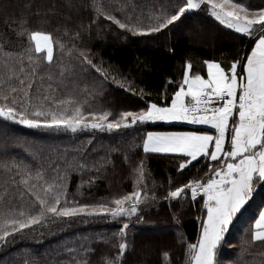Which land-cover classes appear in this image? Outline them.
<instances>
[{
  "label": "trees",
  "instance_id": "obj_1",
  "mask_svg": "<svg viewBox=\"0 0 264 264\" xmlns=\"http://www.w3.org/2000/svg\"><path fill=\"white\" fill-rule=\"evenodd\" d=\"M71 2L73 6L69 8L68 0H0V46L11 53L8 58L10 65L15 62L18 53L29 46L34 47L26 35L23 38L17 36L18 22L21 18H28L30 30L53 32L56 39L66 42L69 47L75 43L77 48L90 51L94 63L108 70V79L104 81L94 70L82 74L77 67L76 73H69L61 82L58 79L59 66L77 64V61L67 54L62 57L57 49L51 64L41 60L37 70L39 76L32 89L34 97L49 94L63 99L71 96L78 102L87 100L93 108L101 107L117 115L120 111H139L146 107L147 102L164 105L170 103L171 96L178 90L186 63L192 65L191 75L199 73L205 76V60L220 62L222 67L228 68L237 58H246L254 44V40L249 41L220 25L206 11L187 14L174 26L159 33L134 35L103 16L97 18L91 7L92 0ZM164 2L97 0L106 12L122 22L144 26L154 23L150 18L159 14L160 5ZM182 2L172 0L173 5ZM254 2L260 4L262 0ZM38 9L41 13L47 12L51 21L43 28L34 15ZM65 17L71 18L68 23L71 31L66 35L63 28L54 31L58 25L64 24ZM78 25H82L83 29ZM204 29L213 34L207 35ZM76 32H79V37L73 40ZM25 65L26 71H29L26 59ZM3 72L4 60L0 54V73ZM48 74L53 75V80H48ZM141 95L144 99L140 98ZM184 128L188 126L150 121L123 134L95 130L72 133L63 129H31L8 122L9 138L5 141L0 135V207L27 203L30 198L19 183L23 173L11 167L12 164L29 165L33 174L38 169L42 170L49 182L57 175L53 169H58L60 174L67 170L68 199L95 202L102 197L111 198L113 194L132 191V169L143 161L150 174L146 180L149 195L155 193L157 202L142 206V221L138 217L127 221L130 224L126 237L129 247L122 264H186L187 244L197 241L201 220L206 216V210L202 208L203 197L201 194L195 201L191 200L190 193L187 199L180 201H168L164 197L170 190V181L171 189H174L189 180L201 179L209 171L208 164L215 162L200 159L181 173L177 171L180 160L172 155L143 152V139L148 131ZM194 129L207 130L204 127ZM98 161L106 165L99 172L94 167ZM5 163L8 168L4 167ZM79 164H85V169L79 170ZM29 183L36 184L37 190L42 186V182L35 179ZM263 206L264 183L258 182L253 198L237 214L225 233L218 250L222 264H264V243L250 242L254 222ZM124 222L76 221L70 226L62 223L36 226L34 230L16 235L7 245H0V264H63L70 260L66 248L77 247L81 237L99 241L97 234L107 233L110 236ZM155 226H162L165 231L159 235L146 232ZM120 242L113 239L108 244L102 241L92 243L93 252L88 257L91 264H103L105 257L114 258ZM164 252H168L169 256L164 257Z\"/></svg>",
  "mask_w": 264,
  "mask_h": 264
},
{
  "label": "snow or ice",
  "instance_id": "obj_2",
  "mask_svg": "<svg viewBox=\"0 0 264 264\" xmlns=\"http://www.w3.org/2000/svg\"><path fill=\"white\" fill-rule=\"evenodd\" d=\"M72 6L71 0H68V7ZM91 7L97 18L103 16L134 35L159 33L174 26L187 14L206 11L220 25L249 41L254 40V44L246 58H237L228 68L222 67L220 62L205 60L207 78L199 73L190 75L192 65L186 63L183 79L171 96L170 103L147 102L146 107L139 111H120L117 115L101 107L93 108L87 100L78 102L71 96L63 99L49 94L33 96L32 89L39 76L37 70L41 60L51 64L57 49L62 57L67 54L77 61V64L59 66L58 79L61 82L69 73H76L77 67L82 74L94 70L104 81L108 79V70L93 62L90 51L77 48L75 43L69 47L66 42L56 39L53 32L30 30L29 19L21 18L17 36L23 38L26 35L34 47L29 46L18 53L15 62L10 65L8 58L11 53L0 46L4 60V72L0 73V127L3 129L0 135L5 141L9 138L8 122L31 129H63L72 133L95 130L121 134L150 121H185L192 125L209 126L214 134L209 131L148 132L143 139V152L172 155L180 160L177 171L181 173L200 159L215 162L208 164L209 171L201 179L189 180L174 189H171L170 181V190L164 199L180 201L187 199L190 192L191 200L195 201L202 194V208L206 210V216L201 220L197 241L187 244L185 261L186 264H222L218 250L229 225L253 198L257 183H264V0L260 4L254 0H183L177 5H173L172 0H165L160 5L159 14L150 18L154 23L148 26L122 22L106 12L97 0H92ZM34 15L41 28L51 23L47 12L41 13L38 9ZM70 19L65 17L64 24L58 25L54 31L63 28L66 35L71 31L68 27ZM78 28L82 30L83 26L78 25ZM78 37L79 32H76L72 39ZM25 59L29 71H26ZM47 78L51 81L54 77L48 74ZM117 83L123 87L121 82ZM51 87L49 84L48 88ZM140 98L144 99L143 95ZM226 146L230 150H226ZM125 160H128L127 156ZM104 166L99 161L94 165L97 172ZM4 167L9 165L5 163ZM11 167L23 173L19 183L30 198L27 203L0 207V245H7L25 230H34L36 226L48 223L70 226L76 221H126L110 236L107 233L97 234L99 241L81 237L77 247L66 248L70 260L63 264H91L88 257L93 252L92 243L102 241L108 244L113 239L121 241L118 254L114 258L105 257L103 264H122L129 247L126 237L130 224L127 221L134 217L142 221V206L157 202L155 193L149 195L146 180L150 174L143 161L132 169V191L113 194L111 198L102 197L95 202L68 199L67 170L60 174L58 169H53L57 175L49 182L42 170L38 169L33 174L29 165L12 164ZM85 167V164L78 165L79 170ZM33 179L42 182L39 190L36 184L29 183ZM21 196H24L23 192ZM180 241L183 243L182 235ZM257 241L264 243V208L259 209L251 233L250 242ZM163 255L168 257L169 253L164 252Z\"/></svg>",
  "mask_w": 264,
  "mask_h": 264
},
{
  "label": "crops",
  "instance_id": "obj_3",
  "mask_svg": "<svg viewBox=\"0 0 264 264\" xmlns=\"http://www.w3.org/2000/svg\"><path fill=\"white\" fill-rule=\"evenodd\" d=\"M204 78H207V68H206V75L204 76ZM155 122H157V121H155ZM159 122H162V123H165V124L184 125V126H188V128H184V129H168V130H151V131H148V132H188V131H200V130L194 129V127L199 126V127H204V128L207 129V130H202V131H209L210 134H214V130H210L209 126H206V125H192V124H188L185 121H159ZM226 148H228V147L226 146ZM229 150H230V148H229ZM262 208H264V206ZM257 218H258V216H257ZM254 224H255V222H254Z\"/></svg>",
  "mask_w": 264,
  "mask_h": 264
},
{
  "label": "rangeland",
  "instance_id": "obj_4",
  "mask_svg": "<svg viewBox=\"0 0 264 264\" xmlns=\"http://www.w3.org/2000/svg\"><path fill=\"white\" fill-rule=\"evenodd\" d=\"M196 30H197V28H196ZM205 32L207 33V35H212L213 34L209 30H205ZM196 127H199V126H196ZM151 224L157 225V223H151ZM164 229L165 228L162 227V226H155L151 230H146V232L152 233V234H155V235H157V234L159 235V233H161L162 231H165Z\"/></svg>",
  "mask_w": 264,
  "mask_h": 264
},
{
  "label": "built area",
  "instance_id": "obj_5",
  "mask_svg": "<svg viewBox=\"0 0 264 264\" xmlns=\"http://www.w3.org/2000/svg\"><path fill=\"white\" fill-rule=\"evenodd\" d=\"M190 193V192H189Z\"/></svg>",
  "mask_w": 264,
  "mask_h": 264
}]
</instances>
